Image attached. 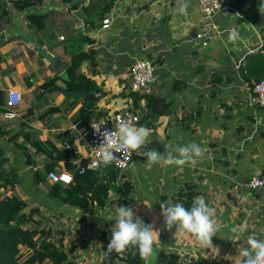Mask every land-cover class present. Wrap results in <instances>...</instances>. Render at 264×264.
<instances>
[{
	"label": "crops",
	"instance_id": "0c3cea01",
	"mask_svg": "<svg viewBox=\"0 0 264 264\" xmlns=\"http://www.w3.org/2000/svg\"><path fill=\"white\" fill-rule=\"evenodd\" d=\"M109 2L79 0L69 7L62 0H43L39 6L17 11L9 0H0V110L9 91L21 96L17 118L3 121L0 111V131L11 134L0 137L4 165L16 169L19 180L8 195L29 204L23 194L32 192L49 201L46 188L33 184V174L46 165L58 173L71 172L73 165L53 162L33 149L28 151L33 165L28 164L10 143L12 137L24 133L30 141L51 142L57 149L68 144L79 156L87 155L86 138L72 122L82 101L68 95L74 93L68 89L77 86L65 76L71 58L83 59L77 76L90 78L97 90L106 93L95 104L101 118L126 108L140 117L144 114L145 100L134 104L127 93L125 98L115 96L127 87L133 62L151 59L157 76L152 94L168 112L138 125L153 132L148 144L133 152L131 166L122 173L132 185L127 207L159 229L153 247L178 255L181 264H234L250 237L264 239V204L260 194L247 186L251 177L264 172V109L251 91L259 74L264 79V0H226L215 19L217 33L205 48L194 39L202 16L192 0H122L106 10ZM185 4L186 13H181ZM29 15L43 17L41 30L29 24ZM105 19L110 20L107 28ZM230 29L239 32L238 41H229ZM89 50L94 51V68L85 59ZM55 77L58 87L43 97L39 87ZM63 140L67 144L62 145ZM192 142L204 155L183 166L151 164L143 155L153 148L164 153V146L172 149ZM190 189L214 209L220 227L211 246L203 247L192 234L176 232L175 226L168 230L164 224L160 202L178 203V194ZM116 207L115 203L102 210L95 205L80 210L55 207L62 230L55 236L51 231L55 239H63L65 250L69 245L76 248L69 255L74 264H103L98 235L112 233ZM36 220L47 226L41 212Z\"/></svg>",
	"mask_w": 264,
	"mask_h": 264
},
{
	"label": "trees",
	"instance_id": "16d2710c",
	"mask_svg": "<svg viewBox=\"0 0 264 264\" xmlns=\"http://www.w3.org/2000/svg\"><path fill=\"white\" fill-rule=\"evenodd\" d=\"M65 3H70L72 0H62ZM13 9L23 11L33 6H39L43 0H9ZM113 2L107 4V9H110ZM76 7V6H75ZM4 15V14H1ZM27 20L36 30H41L44 26V19L42 16L29 15ZM85 59L89 61L92 67H95L94 51L86 52ZM262 59L258 57L257 60ZM83 63L82 58H71L68 68L65 71L66 79L76 84L75 89H68L69 92H77L84 90L86 93H91L98 89L96 84L84 76H77V71ZM248 70V69H247ZM250 71V70H249ZM258 78L254 80V84L263 80V75L259 74ZM58 77L47 80L39 87L41 95L43 92L49 93L52 89L58 87ZM253 84V86H254ZM252 86V87H253ZM133 99V103L138 100H145V112L140 117L139 125L143 123H150L152 119L159 117L168 112L164 102L159 101L154 97L152 92L148 95H142L138 92L131 91L124 87L122 92L115 96V98H125L126 94ZM44 99V98H42ZM79 102H73L77 105ZM71 104V105H72ZM3 107V106H1ZM1 113L7 111L5 107L1 108ZM57 110H49L42 115V118ZM29 115L32 110L26 111ZM26 114L25 116H29ZM19 116V114H18ZM24 116V114H21ZM102 113L95 111V104L81 102V107L72 117V122L79 129H87L94 119L101 118ZM11 134L1 130L0 137H5ZM22 137V140H19ZM66 139V135H61ZM67 140V139H66ZM63 140V144H67ZM10 143L16 145L26 158V163H31V157L28 153L30 149L41 152L48 159L53 162L72 163L80 159V157L69 149H57L51 142H34L30 141V136L21 133L19 136L12 137ZM68 145V144H67ZM7 160L3 157V152L0 150V264H74L69 258L70 253L75 251V247L71 246L69 250L63 247V239H55V235L51 230L41 226L36 217L40 216L39 207L29 205L25 200H22L15 195H5L1 192H11L15 186L18 185V172L16 169L8 168L4 165ZM80 165L83 169L82 174L71 172V182L65 185L61 182L50 183L47 179V174L53 171L51 165H46L42 171H37L33 174V184L35 186L42 185L46 188L49 201H52L57 206H68L74 209H86L89 206L95 205L100 210L111 204L119 206H129L131 201L129 194L132 191V185L123 179V175L110 169H87V161L80 159ZM56 172V171H55ZM178 203L183 204L186 208L192 206L194 193L191 189L186 192L179 193ZM112 233L106 231L98 235V241L101 244L103 253V264H145V259L139 255L138 249L129 247L123 253H117L115 250L108 252L107 246L110 242ZM156 264H181L179 256L176 254H165L160 251L156 257ZM187 264H197L196 262H189Z\"/></svg>",
	"mask_w": 264,
	"mask_h": 264
},
{
	"label": "clouds",
	"instance_id": "9594fccd",
	"mask_svg": "<svg viewBox=\"0 0 264 264\" xmlns=\"http://www.w3.org/2000/svg\"><path fill=\"white\" fill-rule=\"evenodd\" d=\"M187 5H182L181 13H186ZM228 39L236 42L240 39L236 29H230ZM95 129V128H94ZM100 133L102 142L101 162L105 165L118 159L116 155L131 153L143 149L148 144L153 130L146 126H135L128 121L119 122L115 130L105 129ZM166 152L160 153L156 149L143 152L147 161L151 164L163 163L165 165L183 166L193 162L204 155L203 149L195 142L169 149L164 146ZM175 153V154H174ZM161 215L168 230L174 226L176 232L192 234L203 247L213 245L212 238L219 231V224L214 218V209L210 207L203 196L194 197L192 206L186 208L181 203L173 204L170 199L160 202ZM237 229H233L236 232ZM175 232V234H176ZM159 239V229L153 224H145L132 208L119 206L115 210V223L112 228V236L107 246V251L115 250L123 253L129 247L138 249L142 259H148L156 251L153 245ZM248 247L242 248L234 264H264V239L250 237L247 240ZM225 259H229L225 257Z\"/></svg>",
	"mask_w": 264,
	"mask_h": 264
},
{
	"label": "built area",
	"instance_id": "2783aa9c",
	"mask_svg": "<svg viewBox=\"0 0 264 264\" xmlns=\"http://www.w3.org/2000/svg\"><path fill=\"white\" fill-rule=\"evenodd\" d=\"M113 3H118L122 0H111ZM195 2L199 8V11L202 16V21L198 32L196 33L194 39L202 47H207L211 42L213 35L217 30L215 19L222 12L223 5L226 3V0H192ZM103 26L107 28L110 24L109 19L103 20ZM156 67L155 63L151 59H137L133 62L128 76H127V85L129 90L138 92L142 95H148L153 91L155 84L157 83L156 76ZM252 93L254 95V101L256 104L264 109V79L258 81L252 87ZM21 102V96L15 91H9L7 95V103L5 108L7 111L2 113L3 121H11L18 117V113L15 111ZM122 121H128L135 126L139 125L140 115L137 111H134L132 108H126L120 111L112 113L108 117H102L99 119H94L91 121L89 127L85 129H80L81 137L86 138L87 144V155L81 157L77 153L76 148H71L70 146L65 145L66 149L71 148L74 154L78 155L81 158L87 161V169H103L110 168L119 174L125 172L132 164L133 161V152L116 154L118 159L113 161L110 164H103L101 162V148H99L102 137L95 129L103 132L105 129L115 130L117 124ZM95 128V129H94ZM80 159L75 162H72V171L77 172L78 174L83 173V169L80 165ZM47 179L50 183L61 182L65 185H68L71 182V175L69 172L58 173L51 171L47 174ZM247 186L249 189L256 191L260 194V199L264 204V172L255 177H251ZM181 263V262H180Z\"/></svg>",
	"mask_w": 264,
	"mask_h": 264
},
{
	"label": "rangeland",
	"instance_id": "374dc122",
	"mask_svg": "<svg viewBox=\"0 0 264 264\" xmlns=\"http://www.w3.org/2000/svg\"><path fill=\"white\" fill-rule=\"evenodd\" d=\"M8 192L9 191H4V192L2 191L1 193L2 194H5V195H8ZM23 195H25L24 197L27 199V201L29 202V204L31 203V205L32 204H36V205L38 204V205H40V206H38L39 209H40V212L43 214L44 218L48 219V223H45L47 225L45 228H47L49 230H52L54 232V234H56V232L59 229L62 230L61 226H59V224L57 223V222H60L58 220V215H61V214H60L59 211H57L55 209V207L57 206V205H55V203H53L52 201H48L46 199V197H44V196H41V199H39L32 192H29V194L26 193V194H23ZM70 209L71 210H77V209H74V208H70ZM69 246H67V249L66 250L69 249L68 248Z\"/></svg>",
	"mask_w": 264,
	"mask_h": 264
},
{
	"label": "water",
	"instance_id": "95a60500",
	"mask_svg": "<svg viewBox=\"0 0 264 264\" xmlns=\"http://www.w3.org/2000/svg\"><path fill=\"white\" fill-rule=\"evenodd\" d=\"M79 0H72L70 3H68V6L71 7L72 5L76 4ZM137 52H139V48L137 49ZM43 55L45 56L46 59L49 61H53L52 58L43 52ZM72 98L76 100H81L83 102H87L90 104H96L98 101H100L101 98L106 97V93H102L99 90H95L91 93H86L84 90H79L74 93L68 94ZM155 252L153 255H151L148 259H146L145 264H156V257L157 254L159 253V250L155 248Z\"/></svg>",
	"mask_w": 264,
	"mask_h": 264
}]
</instances>
